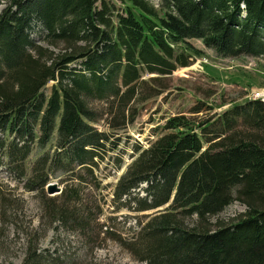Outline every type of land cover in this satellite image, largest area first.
Instances as JSON below:
<instances>
[{
	"label": "trees",
	"instance_id": "obj_1",
	"mask_svg": "<svg viewBox=\"0 0 264 264\" xmlns=\"http://www.w3.org/2000/svg\"><path fill=\"white\" fill-rule=\"evenodd\" d=\"M116 1L122 8L110 0H6L0 169L41 196L47 227L118 242L108 225L115 217H96L107 160L122 170L111 213L136 214L138 233L127 246L145 264H264V102H233L215 120L170 117L145 146L133 143L126 165L117 136L139 103L166 90L162 77L201 56L189 40L222 58H264V0ZM36 27L45 46L32 37ZM102 118L109 131L95 127ZM52 180L62 191L47 198ZM85 189L97 193L87 204ZM234 201L246 212L212 229L210 218ZM60 262L33 248L23 264Z\"/></svg>",
	"mask_w": 264,
	"mask_h": 264
},
{
	"label": "rangeland",
	"instance_id": "obj_2",
	"mask_svg": "<svg viewBox=\"0 0 264 264\" xmlns=\"http://www.w3.org/2000/svg\"><path fill=\"white\" fill-rule=\"evenodd\" d=\"M110 1L117 8H122L116 0ZM5 3L6 0H1L0 12ZM35 31L37 33L32 36L34 41L45 46L40 28L36 27ZM189 42L201 51V56L195 58L190 66L162 77L159 82L166 90L139 103L141 109L134 122L124 131L118 132L117 136L121 138L118 154L124 165L130 161L133 143L136 141L145 146L148 140L154 138V133L159 132L155 127L161 128L170 117L185 115L197 121L215 120L216 115L221 114L231 103H241L264 92V58H222L205 48L199 40L191 39ZM51 85L52 83L47 85L46 95H49ZM258 98L264 101V95ZM102 105L103 103H94L93 107L99 108ZM197 105H201V112L190 114ZM95 127L100 131H109L104 118ZM107 163L105 160L100 166V173L105 176L102 182L105 190L102 189L98 196L101 200V213L98 211L96 217L100 223L115 217L116 220L109 221L108 225L115 230L118 242L103 235L97 239L90 235V240H85L80 234L47 227L41 209V196L26 192L21 185L15 183L5 167L0 169V264H23L29 250L33 248L38 249L45 258L49 255L58 257L61 264H145L127 246L138 233L136 214L125 210L111 213L112 187L122 170L114 171ZM53 182L62 190L59 181L52 180L51 183ZM83 191L81 199L84 204L97 198V193L87 189ZM46 196L49 197L47 194ZM59 196L60 193H56L51 198ZM60 202L61 199H57V204ZM245 212V205L234 201L220 214L210 218V223L214 226L212 229L238 220ZM142 217L138 216L141 221L144 220ZM194 221L195 218H192L187 223L191 226ZM40 222L43 223L42 226L39 225ZM87 242L94 244L88 245Z\"/></svg>",
	"mask_w": 264,
	"mask_h": 264
},
{
	"label": "water",
	"instance_id": "obj_3",
	"mask_svg": "<svg viewBox=\"0 0 264 264\" xmlns=\"http://www.w3.org/2000/svg\"><path fill=\"white\" fill-rule=\"evenodd\" d=\"M60 192H61V189L57 186V183L55 182L48 184L46 187V193L48 196H53L54 194L60 193Z\"/></svg>",
	"mask_w": 264,
	"mask_h": 264
},
{
	"label": "built area",
	"instance_id": "obj_4",
	"mask_svg": "<svg viewBox=\"0 0 264 264\" xmlns=\"http://www.w3.org/2000/svg\"><path fill=\"white\" fill-rule=\"evenodd\" d=\"M260 95H262V93L261 94H257V95L255 94V95H253V98L256 99V98L260 97Z\"/></svg>",
	"mask_w": 264,
	"mask_h": 264
},
{
	"label": "bare ground",
	"instance_id": "obj_5",
	"mask_svg": "<svg viewBox=\"0 0 264 264\" xmlns=\"http://www.w3.org/2000/svg\"><path fill=\"white\" fill-rule=\"evenodd\" d=\"M262 95H264V92L262 93Z\"/></svg>",
	"mask_w": 264,
	"mask_h": 264
}]
</instances>
